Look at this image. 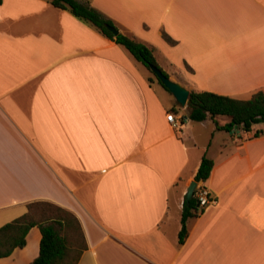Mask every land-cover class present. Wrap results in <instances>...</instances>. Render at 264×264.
<instances>
[{
    "label": "crops",
    "instance_id": "crops-1",
    "mask_svg": "<svg viewBox=\"0 0 264 264\" xmlns=\"http://www.w3.org/2000/svg\"><path fill=\"white\" fill-rule=\"evenodd\" d=\"M88 1L189 91L264 92V0ZM203 155L213 167L200 184L214 201L179 243ZM36 200L78 219L77 264H264V122L250 132L192 122L90 23L49 0H0V227ZM25 238L0 264L38 255L40 229Z\"/></svg>",
    "mask_w": 264,
    "mask_h": 264
},
{
    "label": "trees",
    "instance_id": "trees-1",
    "mask_svg": "<svg viewBox=\"0 0 264 264\" xmlns=\"http://www.w3.org/2000/svg\"><path fill=\"white\" fill-rule=\"evenodd\" d=\"M49 1L53 6L68 10L76 18L90 23L104 36L123 46L149 71L151 65L161 69L150 46L122 32L113 35L106 27L107 24L116 27L113 21L93 7L88 0ZM161 71L167 75L163 69ZM157 81L163 86L159 79ZM187 109L190 120L202 121L210 117L215 121L217 129L250 132L253 124L264 122V92L257 91L249 99H237L211 91L190 90ZM218 115L228 116L229 121L219 125L214 119ZM260 133V130H256L253 135L258 136ZM212 167V158L203 155L194 180L198 183L205 181ZM198 212L197 199L193 195L188 201L185 200L183 205L179 243H183L187 236V219ZM33 226L40 229L41 238L38 255L29 264H77L86 248L78 219L69 210L42 200L27 203L26 212L0 227V258L10 255L15 248L23 247L26 234Z\"/></svg>",
    "mask_w": 264,
    "mask_h": 264
},
{
    "label": "water",
    "instance_id": "water-1",
    "mask_svg": "<svg viewBox=\"0 0 264 264\" xmlns=\"http://www.w3.org/2000/svg\"><path fill=\"white\" fill-rule=\"evenodd\" d=\"M106 27L109 31L112 32L113 35H117L119 32V30L112 25L107 24ZM150 71L156 76L157 79L160 80L163 86L173 95L176 102L181 107L187 106L189 90L185 86L170 79L169 76L163 74L161 69L157 68L154 65L150 66ZM196 185H197L196 180L193 179L190 181L186 189V192H185L186 201H188L194 195V190H195Z\"/></svg>",
    "mask_w": 264,
    "mask_h": 264
},
{
    "label": "built area",
    "instance_id": "built-area-1",
    "mask_svg": "<svg viewBox=\"0 0 264 264\" xmlns=\"http://www.w3.org/2000/svg\"><path fill=\"white\" fill-rule=\"evenodd\" d=\"M166 119L170 122L173 128L180 129L183 124L182 119L180 117H177L173 111H168L166 113ZM194 196L197 199V205L199 210L214 201V198L210 195L209 188L200 183H197L195 187Z\"/></svg>",
    "mask_w": 264,
    "mask_h": 264
},
{
    "label": "rangeland",
    "instance_id": "rangeland-1",
    "mask_svg": "<svg viewBox=\"0 0 264 264\" xmlns=\"http://www.w3.org/2000/svg\"><path fill=\"white\" fill-rule=\"evenodd\" d=\"M148 71H149V69H148ZM149 75H150V79L151 80H153V81H157V79L155 78V76L149 71ZM179 79H181L178 75H176ZM182 80V79H181ZM158 82V81H157ZM162 91H164L163 92V96H164V99H168L169 98V94L166 92V90H162ZM179 105V104H178ZM179 107H181L180 105H179ZM184 108V107H183ZM186 109H187V106L185 107ZM188 110V109H187ZM228 118V116H224V115H218V117H217V120L216 121H219V122H222L223 120H225V119H227ZM214 121V120H213ZM192 122H196V121H193L192 120ZM198 122V121H197ZM215 122V121H214ZM221 133H223V132H221ZM220 135H222V134H220V132H219V134H218V132H217V134H216V136H215V141H217L218 139H219V137H220Z\"/></svg>",
    "mask_w": 264,
    "mask_h": 264
}]
</instances>
